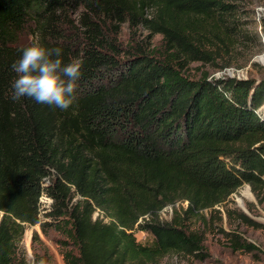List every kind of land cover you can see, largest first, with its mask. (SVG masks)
<instances>
[{
  "label": "trees",
  "instance_id": "16d2710c",
  "mask_svg": "<svg viewBox=\"0 0 264 264\" xmlns=\"http://www.w3.org/2000/svg\"><path fill=\"white\" fill-rule=\"evenodd\" d=\"M239 1L0 0V264L12 263L22 224L41 222L43 195V229L76 250L67 264H145L171 251L205 259L204 231L192 228L210 224L204 210L220 214L245 184L264 203V79L187 72L246 37ZM125 23L162 34L165 49L124 45ZM34 35L64 63L83 59L68 110L11 98V65ZM179 201L188 206L160 220ZM136 231L155 242H136ZM227 236L234 249L259 250Z\"/></svg>",
  "mask_w": 264,
  "mask_h": 264
},
{
  "label": "rangeland",
  "instance_id": "374dc122",
  "mask_svg": "<svg viewBox=\"0 0 264 264\" xmlns=\"http://www.w3.org/2000/svg\"><path fill=\"white\" fill-rule=\"evenodd\" d=\"M238 4L240 7L238 18L243 25L247 24L246 37H238L228 46L223 44L221 56L215 64L190 62L187 72L193 77L198 78L203 72H208L210 76L216 77L264 79V0H240ZM117 37L126 46L143 44L150 50L165 49L163 35L155 34L142 26L130 28L129 24L125 23ZM31 38L27 39L28 43ZM41 202V222L22 224L21 231L16 236V253L11 264H29L31 257H35L37 261L44 259L45 264H67L64 252L73 248L76 254L73 245L64 248L62 241L70 242V240L62 232L54 227L43 229L42 223L50 220L46 212L51 199L43 195ZM187 206L188 201L168 205L158 213L159 218L162 221L172 220L176 210ZM216 209L221 213L215 214L212 210L203 211L206 218L211 221L209 225L202 222L192 224V228L204 231V250L207 254L205 259L171 251L154 260L144 258L140 260L145 264H264V203H259L251 187L247 184L243 185L225 204ZM241 213L249 215L257 224L243 222L240 219ZM94 215L98 216L97 210ZM212 216L215 223L212 222ZM1 218L0 214V221ZM231 232L238 233L247 241L256 244L259 250L245 252L234 249L227 236V233ZM134 238L136 242L147 246L155 242L153 235L145 231H136Z\"/></svg>",
  "mask_w": 264,
  "mask_h": 264
},
{
  "label": "clouds",
  "instance_id": "9594fccd",
  "mask_svg": "<svg viewBox=\"0 0 264 264\" xmlns=\"http://www.w3.org/2000/svg\"><path fill=\"white\" fill-rule=\"evenodd\" d=\"M61 51L59 47H46L39 35H34L22 49L19 59L11 65L16 74L11 98L18 101L29 97L37 103L68 110L77 100L83 59L73 58L64 63ZM29 264H45V260L37 261L31 257Z\"/></svg>",
  "mask_w": 264,
  "mask_h": 264
},
{
  "label": "built area",
  "instance_id": "2783aa9c",
  "mask_svg": "<svg viewBox=\"0 0 264 264\" xmlns=\"http://www.w3.org/2000/svg\"><path fill=\"white\" fill-rule=\"evenodd\" d=\"M97 213H98V216L103 218L105 221H108L107 219H109V218L104 215L103 211H101L100 209H97ZM0 214L3 216V212L2 211H0ZM98 216L94 215L95 218L98 217ZM105 218H107V219H105Z\"/></svg>",
  "mask_w": 264,
  "mask_h": 264
}]
</instances>
